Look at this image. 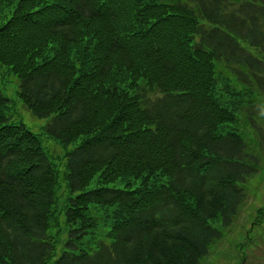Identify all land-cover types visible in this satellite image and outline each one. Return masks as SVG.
<instances>
[{"label": "trees", "instance_id": "obj_1", "mask_svg": "<svg viewBox=\"0 0 264 264\" xmlns=\"http://www.w3.org/2000/svg\"><path fill=\"white\" fill-rule=\"evenodd\" d=\"M0 22L2 74L65 149L61 187L0 90V264H200L258 163L264 0H0Z\"/></svg>", "mask_w": 264, "mask_h": 264}, {"label": "rangeland", "instance_id": "obj_2", "mask_svg": "<svg viewBox=\"0 0 264 264\" xmlns=\"http://www.w3.org/2000/svg\"><path fill=\"white\" fill-rule=\"evenodd\" d=\"M4 68L0 67V90L9 100L12 121L23 123L40 137L44 151L59 172V185L64 187L65 149L45 132L48 119L33 116L18 99V80L14 75H3ZM251 113H255V129L247 122L246 113L239 115V128L247 132L248 152L258 160L252 164L256 171L242 185L246 198L232 223L224 226L219 220L212 222L220 237L210 245L200 264H264V100L251 108ZM58 254L59 251L56 257Z\"/></svg>", "mask_w": 264, "mask_h": 264}]
</instances>
